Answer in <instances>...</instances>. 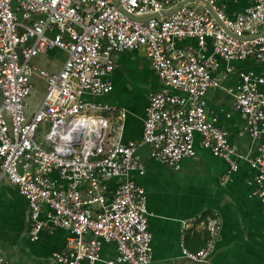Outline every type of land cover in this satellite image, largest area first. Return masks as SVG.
Masks as SVG:
<instances>
[{"label": "built area", "instance_id": "obj_1", "mask_svg": "<svg viewBox=\"0 0 264 264\" xmlns=\"http://www.w3.org/2000/svg\"><path fill=\"white\" fill-rule=\"evenodd\" d=\"M251 2L229 18L219 0H0V179L27 202L31 242L42 231L67 232L65 249L52 255L57 264L151 263L146 194L132 180L145 173L137 154L142 145L151 160L179 170L182 160L196 156L198 136L201 149L227 164L224 182L238 171L236 147L202 99L233 73L232 62L264 63V0ZM184 39L196 45L177 48ZM54 49L66 54L57 72L33 64ZM126 51L149 61L161 87L148 93L141 139L121 144L109 137L103 114L123 119L125 112L87 97L112 91L115 56ZM33 76L45 88L28 115ZM228 91L245 132L264 136V75L238 71ZM244 161L253 171L249 197L264 205V145ZM115 179L108 196L106 184ZM205 229L202 249L190 251L180 240L182 258H208L219 220L208 218ZM105 245L114 246L115 256L102 261ZM0 264L12 263L0 253Z\"/></svg>", "mask_w": 264, "mask_h": 264}, {"label": "crops", "instance_id": "obj_2", "mask_svg": "<svg viewBox=\"0 0 264 264\" xmlns=\"http://www.w3.org/2000/svg\"><path fill=\"white\" fill-rule=\"evenodd\" d=\"M203 5H206L203 2ZM225 5L229 18H234L251 5V0H219ZM195 41L184 39L177 48L195 46ZM207 50H210L209 45ZM66 54L58 49L38 55L33 64L55 73L63 64ZM233 73L226 74L220 86L209 89L202 99L203 108L218 118L217 124L227 134L230 144L236 147L238 171L224 182L227 164L199 147L195 136L196 156L184 159L180 169L158 164L148 156V147L142 145L137 154L145 165L143 176L134 174L132 180L146 194L148 230L151 234L152 260L150 264L190 263L181 256L180 240L190 251L206 246L209 235L205 229L208 218H217L220 231L214 239L212 250L204 262L196 264H263L264 263V205L257 198H250L246 181L253 175L244 157L255 156L264 145V136L251 138L244 130V121L234 108L233 90L237 72L252 70L264 75V63L253 59L234 61ZM226 67L221 63V71ZM112 91L102 97L89 98L88 102L108 103L125 112L123 119L116 114L105 113L110 127L109 137L126 144L142 137L148 93L161 85L149 66V61L135 51L115 56L110 73ZM34 89L28 98V115L42 99L45 83L32 77ZM1 102V98H0ZM51 177L58 179L55 174ZM61 182L60 180H58ZM119 179L108 182L107 195L111 196ZM85 187H83L84 189ZM29 217L26 200L16 187L5 178L0 179V253L12 264H57L52 255L65 249L67 232L56 229L42 231L35 242L29 239ZM115 256L113 245H105L102 261ZM82 264H86L83 262ZM98 264H104L103 262Z\"/></svg>", "mask_w": 264, "mask_h": 264}, {"label": "rangeland", "instance_id": "obj_3", "mask_svg": "<svg viewBox=\"0 0 264 264\" xmlns=\"http://www.w3.org/2000/svg\"><path fill=\"white\" fill-rule=\"evenodd\" d=\"M46 132H47V128H43V127H41V128L39 129V132H38V134H37V137H38L41 141H43Z\"/></svg>", "mask_w": 264, "mask_h": 264}, {"label": "water", "instance_id": "obj_4", "mask_svg": "<svg viewBox=\"0 0 264 264\" xmlns=\"http://www.w3.org/2000/svg\"><path fill=\"white\" fill-rule=\"evenodd\" d=\"M114 2L116 3V0H114ZM172 13V11H168L166 12V15H170ZM165 14V13H164ZM155 17H158V15H156ZM204 262V261H203ZM197 262H190V263H185V264H196ZM204 264H210V263H204ZM264 264V263H263Z\"/></svg>", "mask_w": 264, "mask_h": 264}]
</instances>
